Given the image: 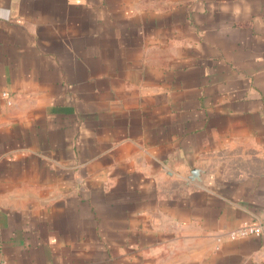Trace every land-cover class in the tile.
Listing matches in <instances>:
<instances>
[{"label": "crops", "instance_id": "crops-1", "mask_svg": "<svg viewBox=\"0 0 264 264\" xmlns=\"http://www.w3.org/2000/svg\"><path fill=\"white\" fill-rule=\"evenodd\" d=\"M264 0H0V261L264 264Z\"/></svg>", "mask_w": 264, "mask_h": 264}, {"label": "built area", "instance_id": "built-area-1", "mask_svg": "<svg viewBox=\"0 0 264 264\" xmlns=\"http://www.w3.org/2000/svg\"><path fill=\"white\" fill-rule=\"evenodd\" d=\"M264 230V217L261 221L256 224L253 223H244L237 229L231 232L232 236H245L252 233H259ZM0 264H4V262L0 261Z\"/></svg>", "mask_w": 264, "mask_h": 264}]
</instances>
